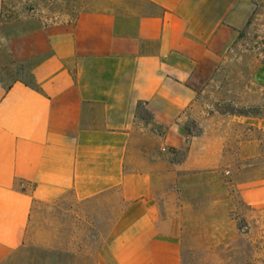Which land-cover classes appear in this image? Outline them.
I'll return each mask as SVG.
<instances>
[{"label":"crops","instance_id":"obj_1","mask_svg":"<svg viewBox=\"0 0 264 264\" xmlns=\"http://www.w3.org/2000/svg\"><path fill=\"white\" fill-rule=\"evenodd\" d=\"M254 11L102 0L33 32L3 30L0 9V264L25 250L54 264H185L180 202L234 183L223 128L191 114ZM33 56L45 57L37 84L19 77ZM249 82L252 111L234 117L264 130V60Z\"/></svg>","mask_w":264,"mask_h":264},{"label":"rangeland","instance_id":"obj_2","mask_svg":"<svg viewBox=\"0 0 264 264\" xmlns=\"http://www.w3.org/2000/svg\"><path fill=\"white\" fill-rule=\"evenodd\" d=\"M255 11L239 31L229 62L207 88L191 116L221 126L227 139L225 164L234 183L224 190L180 202L185 264H264V130L234 117L250 113L242 93L259 61L264 60V0H249ZM102 0H1L3 30L31 24L34 31L59 22H75ZM2 32V31H1ZM42 56L26 60L25 76L37 84ZM8 59L0 49V60ZM30 65V70L27 67ZM30 73V76H29ZM257 88V87H256ZM258 89V88H257ZM264 115V108L253 110ZM198 131V126H194ZM54 253L25 250L16 264H54Z\"/></svg>","mask_w":264,"mask_h":264}]
</instances>
